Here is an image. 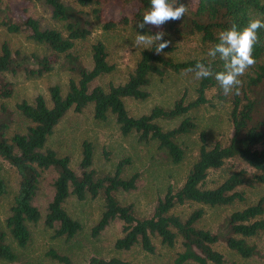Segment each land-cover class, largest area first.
<instances>
[{"label":"trees","instance_id":"16d2710c","mask_svg":"<svg viewBox=\"0 0 264 264\" xmlns=\"http://www.w3.org/2000/svg\"><path fill=\"white\" fill-rule=\"evenodd\" d=\"M51 7L52 16L65 21L66 33L52 27H41L38 20L28 16L19 21H12L3 16L0 23L9 31L28 30L27 36L39 43L45 44L49 51L46 54L21 53L18 49L12 51L6 41L0 48V73H12L25 70L33 75H41L58 62L64 53L68 67L77 74L70 77L67 89L62 92L59 84L48 87V98L36 94L32 100L22 99L16 103L20 114L29 120L24 131L13 130L8 133V120L0 112V156L12 166L18 175V186L5 217V228L0 225V258L13 260L16 253L7 240V236L25 246L31 231L29 222L43 218L44 224L53 228L55 236L71 238L81 229V222L72 217L64 203L70 194L78 199L87 196L103 198V208L100 216L91 228L93 235L98 234L114 219L122 221V234L113 243L116 249L128 250L136 245L144 251L153 253L156 241L161 245L173 246L180 238L183 250L178 252L174 264H182L187 260L198 264H223L225 258L222 252L213 247L219 238L218 232L196 226V221L202 215V209L191 211L186 217L175 213L173 209L187 201H196L211 206L229 205L243 199V193L237 189L239 185L253 186L264 184V119L254 120L255 99L250 95L253 87L264 82V28L258 30L260 41L255 46L254 56L257 63L249 69L241 79L243 86L240 94L224 95L223 90L214 76L198 80L197 95L192 100H185L181 95L169 107L153 105L148 112L139 115L129 113L125 99L144 100L149 95L148 85L153 75L163 77L167 70L179 72L194 69L197 62L208 65L211 58L208 51L218 43V34L235 24L243 29L250 20L259 18L264 21V0H179L188 6V13L183 20L170 21L169 26L176 23L180 32L196 33L203 43L205 55L182 60H175L166 55L173 50L170 44L162 54H156L155 49L140 51L134 68L128 73L125 81L107 86L91 85L100 75L110 72L114 65L108 61V52L100 40L91 44V66L85 67L78 61V56L70 49L75 41L84 39L91 30L88 20L83 16V10L66 3L64 0H43ZM80 5L100 4L101 0H76ZM141 4L134 12L132 24L141 34L155 35L159 29L146 25L139 29L143 15L151 7L150 0H140ZM92 11L102 26L114 28L118 23L129 22L126 17L113 19L107 17L102 6H94ZM164 39V38H163ZM214 72L223 71V62L216 58L212 61ZM213 89V95L221 100L229 101V120L232 132L226 142L215 141L209 144L204 131L200 132V144L196 159L192 163L184 180L177 186L168 185L165 192L159 196L151 212L147 215L137 213L133 203H124L117 196L119 190H130L136 186L137 172L123 175L127 161H118L113 171L98 172L92 167L93 148L91 142L83 140L81 158L76 168L71 167L67 154L59 155L57 151L46 144L49 135L65 112L73 108L83 110L92 104L94 117L106 120L113 116L120 131L124 134L136 132L143 141H153L164 150L172 162H178L184 157L185 147L177 138L190 132L196 126L189 116L179 122L164 128L159 119L175 118L189 109L208 100L206 91ZM13 91L11 81L0 79V96H10ZM238 157L251 170L240 168L229 174L219 184L207 187L205 179L209 169L220 167L226 159ZM53 168L56 175L52 181L53 193L47 202L44 215L34 203L42 171ZM0 164V194L7 192V184L1 175ZM228 233L224 236L227 246L242 257H249L257 252L254 244L245 237L257 234L264 229V197L256 202L233 209L226 218ZM46 254L63 263L75 264L69 255L49 248ZM86 264H137L119 256L108 258L91 255ZM238 264V263H231Z\"/></svg>","mask_w":264,"mask_h":264},{"label":"rangeland","instance_id":"374dc122","mask_svg":"<svg viewBox=\"0 0 264 264\" xmlns=\"http://www.w3.org/2000/svg\"><path fill=\"white\" fill-rule=\"evenodd\" d=\"M66 3L83 10V16L88 20L91 32L84 39L75 41L70 51L78 56V61L85 67L91 66V44L100 40L108 52V61L113 63L114 68L97 77L91 85L101 84L107 86L110 82L118 83L126 80L128 73L134 68L143 46L135 47L133 42L139 31L132 24L134 12L138 10L140 0H101L100 4L92 3L85 6L76 0H64ZM102 6L107 17L118 19L126 17L129 22L118 23L114 28L107 29L102 26L92 8ZM12 21H19L28 16L38 20L41 27H52L66 33L65 21L52 16L51 7L43 0H0V19L3 16ZM170 21L160 31H164L165 40H170L174 48L166 55L175 60H182L205 55L203 43L196 33L190 34L176 30L174 23ZM157 28V27H156ZM158 28V29H159ZM28 30L18 32L9 31L0 23V48L6 41L12 51L18 49L21 53L46 54L49 49L45 44L39 43L27 36ZM148 35H153L145 33ZM67 64L64 53H61L58 62L51 70L33 75L25 70L17 72L4 71L0 73V79L11 81L13 91L10 96H0V112L8 120V133L13 130L24 131L29 120L16 108V103L22 99L32 100L33 97L42 93L48 98V87L59 84L62 92L67 89L70 77L76 78ZM198 80L194 72L167 70L163 77L152 76L148 85L149 95L144 100L131 98L125 99L129 113L139 115L148 112L150 108L159 104L169 107L181 95L185 100H192L197 95ZM213 89L206 91L208 100L198 106L189 109L175 118L159 119L164 128L176 125L185 116L191 117L196 126L188 133L180 135L177 140L185 147L184 157L178 162H172L166 156L164 150L159 149L153 141H143L138 138L134 131L122 133L113 116L106 120L94 117L92 104H88L83 110L75 111L68 109L54 127L46 144L54 148L59 155L67 154L70 157V165L76 168L81 158L82 142L88 140L93 148L92 167L98 172L113 171L116 163L120 160L127 161L123 175L128 176L132 172L138 173L136 186L130 190H119L117 196L121 202H131L137 213L147 215L159 196L168 185L177 186L184 180L192 163L196 159L200 144V132L204 131L209 144L215 141L226 142L231 135L232 126L229 120L230 103L218 99L213 95ZM255 99L254 120L264 119V82L253 87L250 93ZM2 165L1 175L7 184V192L0 194V225L5 228V217L9 212V206L18 186V175L15 169L0 156ZM251 168L240 158L231 157L217 168H211L205 179V186L212 187L223 181L229 174L240 169ZM56 175L53 168L42 171L39 186L34 198L44 215L47 202L50 200L53 187L52 181ZM243 193V199L229 205H215L187 201L176 206L173 211L186 217L197 208L202 209L201 217L196 221V226L207 228L212 232H218L220 238L213 243V247L223 253V264H264V229L257 234L245 237L246 241L254 244L257 252L249 257H242L230 249L224 236L228 233L226 218L229 213L246 204L256 202L259 197H264V184L256 183L253 186L239 185L237 187ZM68 213L81 222V229L71 238L55 236L53 228L48 227L40 218L36 222H29L31 237L25 246L17 243L7 236V240L16 253L13 260L0 258V264H63L46 254L49 248H55L59 252L70 256L75 264H86L91 255L108 258L119 256L131 260L137 264H174L178 252L183 250L180 238H177L173 246L161 245L156 241V249L153 253L144 251L136 245L128 250L116 249L114 240L122 234L120 219L109 222L98 234L93 235L91 228L98 220L103 208V198L87 196L78 199L70 194L64 203ZM182 264H198L196 261L187 260ZM209 264H214L209 262Z\"/></svg>","mask_w":264,"mask_h":264},{"label":"clouds","instance_id":"9594fccd","mask_svg":"<svg viewBox=\"0 0 264 264\" xmlns=\"http://www.w3.org/2000/svg\"><path fill=\"white\" fill-rule=\"evenodd\" d=\"M151 7L143 15V20L137 27L144 29L146 25H152L157 28L169 21L183 20L188 13V6L179 3V0H150ZM264 28V21L254 18L249 21L247 26L239 29L235 24L218 34V43L211 48L207 55L211 58L208 65L203 62H197L194 69L195 79L201 80L214 76L223 90L224 95H239L243 86L242 77L257 63L254 56L255 46L260 38L258 30ZM164 31H159L155 35L139 34L136 36L133 44L135 47L143 46L144 49H155L156 54L164 53L169 47L171 41L165 40ZM223 62V71L214 72L212 61L216 58Z\"/></svg>","mask_w":264,"mask_h":264}]
</instances>
